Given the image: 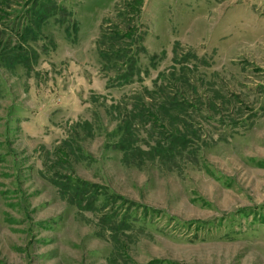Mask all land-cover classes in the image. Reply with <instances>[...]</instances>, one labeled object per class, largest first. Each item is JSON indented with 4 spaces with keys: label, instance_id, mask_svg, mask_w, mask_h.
<instances>
[{
    "label": "rangeland",
    "instance_id": "obj_1",
    "mask_svg": "<svg viewBox=\"0 0 264 264\" xmlns=\"http://www.w3.org/2000/svg\"><path fill=\"white\" fill-rule=\"evenodd\" d=\"M0 264H264V0H0Z\"/></svg>",
    "mask_w": 264,
    "mask_h": 264
}]
</instances>
